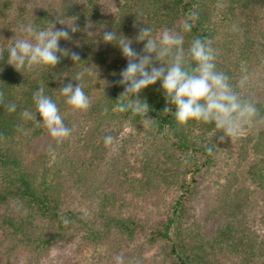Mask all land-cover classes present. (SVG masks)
Segmentation results:
<instances>
[{"label":"trees","instance_id":"16d2710c","mask_svg":"<svg viewBox=\"0 0 264 264\" xmlns=\"http://www.w3.org/2000/svg\"><path fill=\"white\" fill-rule=\"evenodd\" d=\"M117 1L114 9L97 0H59L41 8L30 22L40 29L56 19L68 24L76 17L80 31L59 44L77 53L80 62L62 57L53 69L19 72L7 63L5 36L23 20L28 1L0 0V54L4 59L0 60V91L5 103L16 105L15 112L0 105L2 264L18 263L23 256V264H36L61 241L75 245L65 264H116L117 256H123L125 264H139L143 252L158 243L169 264H264V129L239 138L234 167L223 176L209 206V213H221V223L214 236L206 239L196 220L194 201L198 175L216 164L218 131L213 124L195 120L178 125L174 108L164 113L166 101L159 81L139 94L149 105L147 115L114 110L124 91L117 81L127 60L117 46L102 39L104 31L113 30L134 38L144 26L159 39L166 28L181 31L182 21L195 12L194 27L184 33L185 49L194 38L211 40L217 69L231 78L237 90L238 70L255 48L254 22L246 13L260 10L264 0ZM89 22L92 27L87 29ZM233 25L242 32L232 31ZM55 27L65 26L57 22ZM88 31L94 34L89 36ZM143 43L133 39L132 47L140 53ZM80 72L91 101L86 112L73 111L60 92L68 83L75 86ZM41 84L73 130L77 146L54 142L46 153L27 161L25 145L46 128L22 113L35 112L33 93ZM256 106L263 114L262 106ZM121 134L118 155L110 161L108 153ZM108 135L114 142L105 146ZM250 156L253 159L244 179L253 187L241 184L238 173ZM75 195L88 202L85 212L74 203L71 207ZM255 210L258 219L250 217ZM62 217L70 223L65 225Z\"/></svg>","mask_w":264,"mask_h":264},{"label":"clouds","instance_id":"9594fccd","mask_svg":"<svg viewBox=\"0 0 264 264\" xmlns=\"http://www.w3.org/2000/svg\"><path fill=\"white\" fill-rule=\"evenodd\" d=\"M140 16L142 13L137 15L138 21H141ZM197 19L195 12L189 13L180 25L181 31L166 28L159 39L146 26L139 28L134 38L118 34L116 30L103 32V41L117 46L127 60L117 81L124 87V91L119 95L114 110L147 115L149 105L139 98V94L159 81L166 101L164 113L172 112L174 108L175 121L180 126L187 125L190 120L213 124L219 133L216 136L217 142L224 143L240 137L253 125L264 124V114H261L255 101L236 90L226 73L217 69L216 50L211 40L194 38L185 49L184 33L191 32ZM70 20L66 24L63 19H56L46 29H40L34 23L22 25L20 31L24 35H14L12 38L7 63L21 72L22 69L32 70L36 67L53 69L62 57L80 62L77 53L61 48L59 44L60 40H71V34L80 31L76 17ZM57 22L65 27L56 29ZM91 27L89 22L86 28ZM232 31L242 32L236 25L232 26ZM87 34L91 36L94 32L88 31ZM133 39L136 43L144 42L140 53L132 47ZM0 60H4L2 54ZM83 76V72L78 73L75 86L68 83L60 89L66 104L75 112H86L91 106L90 98L81 83ZM248 79L249 76L245 74L238 86L243 87ZM33 101L35 112L25 111L22 115L35 121L37 126L46 128L55 142L62 144L73 130L66 126L57 103L45 95L43 84L33 93ZM0 105L8 112L16 110L14 103H5L2 91ZM103 111L107 114L108 108L105 107ZM113 142L114 137L111 135L104 137L105 146ZM212 150V147L208 148L209 154ZM62 220L65 225L70 223L67 218L62 217ZM116 264H125L124 257L117 256Z\"/></svg>","mask_w":264,"mask_h":264},{"label":"rangeland","instance_id":"374dc122","mask_svg":"<svg viewBox=\"0 0 264 264\" xmlns=\"http://www.w3.org/2000/svg\"><path fill=\"white\" fill-rule=\"evenodd\" d=\"M27 10L24 15L23 20H21L18 27L11 28L5 39L7 41L6 45L9 47L13 43L12 38L15 36L22 37L24 33L20 31L22 25H27L31 22V19L34 15L43 7L54 4L59 0H27ZM98 2L104 4L110 9H114L115 5L118 3L117 0H97ZM249 17L248 20L253 21V39L255 41L254 53L251 55L250 60L245 62L241 68L238 70L237 74V90L241 93L242 96L247 97L255 101V103H259L262 106L263 114H264V6L260 10H254L253 12L246 13ZM246 17V16H245ZM246 70V72H245ZM248 75L249 79L247 83L243 87H239V82L244 75ZM67 126V125H66ZM264 129V124H256L249 128H247L240 137L227 140L224 143H220L218 148L217 160L214 167L210 169L208 173L201 172L198 177L199 178V186L196 190L194 207H195V216L198 222L201 234L208 240H210L219 224L221 223L222 215L221 213L211 214L209 213V206L214 200V192L215 189L218 188L220 184L223 183V176L228 172V170H232L234 167V161L236 160L238 153L240 151V141L239 138L246 136H254L257 132ZM122 138L119 135L113 147H111V151L108 153V157L110 161L114 159L115 156L118 155V144L119 140ZM75 137L73 133L71 136L67 138L64 143L67 141L70 144V148L77 146L75 142ZM55 140L49 135L48 131L45 129L43 134L39 137L30 140L24 148V155L27 161L33 160L39 154L46 153L49 148L53 145ZM253 159L250 156L249 160L242 166V168L238 171L241 177V184L247 185L249 187H253L250 183L244 179V173L248 163ZM72 203V204H71ZM71 207L74 206L77 209L85 212L88 208V202L79 198L78 196H73L71 200ZM255 217L258 219L259 213L255 210L250 214V217ZM257 226L258 229L261 228L260 224ZM3 240L0 236V241ZM74 245V241L64 242L61 241L55 245H52L47 253L38 259L36 264H65L66 261H69L72 258V248ZM163 245L162 243H158L148 248L143 252L144 260L140 261L138 257L136 260H139V264H169L168 262H164V255L162 253ZM24 256L21 260L15 264H23ZM4 262L3 258H0V264ZM136 264H138L135 261ZM133 263V264H135Z\"/></svg>","mask_w":264,"mask_h":264}]
</instances>
